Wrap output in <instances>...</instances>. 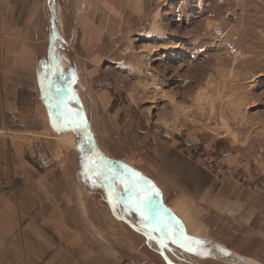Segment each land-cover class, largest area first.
Here are the masks:
<instances>
[{
    "label": "rangeland",
    "instance_id": "1",
    "mask_svg": "<svg viewBox=\"0 0 264 264\" xmlns=\"http://www.w3.org/2000/svg\"><path fill=\"white\" fill-rule=\"evenodd\" d=\"M42 1L44 15L30 35L41 43L42 100L27 94L25 111L11 126L0 127V194L13 191L20 200L30 195L21 169H89L82 198L90 200L94 219H107L110 243L124 246L127 264H242L200 258L177 246L201 241L202 249L217 250L206 239L208 228L200 239L183 233L170 212L166 176L158 166L167 148L185 151L204 143L221 158L217 169L231 171H222L225 179L215 176L196 153L192 159L217 184L255 186L264 202V0H153L139 15L122 14L121 0H56L50 48L55 111L62 121L92 133L116 173L99 161L88 137L54 117L50 0ZM67 130L82 141L70 142ZM236 171L249 180L253 174L261 178L247 185ZM128 195L141 205L152 239L137 237L125 209L119 211L123 199L133 203ZM108 199L115 211L106 209ZM118 215L126 221H118ZM244 222L229 225L233 233L220 228L221 240L247 260L264 264V204ZM169 228L179 236L174 245Z\"/></svg>",
    "mask_w": 264,
    "mask_h": 264
},
{
    "label": "crops",
    "instance_id": "2",
    "mask_svg": "<svg viewBox=\"0 0 264 264\" xmlns=\"http://www.w3.org/2000/svg\"><path fill=\"white\" fill-rule=\"evenodd\" d=\"M152 1L121 0L117 5L122 14L139 15L147 11ZM43 15L42 0H0V29L3 31L0 35L2 128L11 126V121L25 111L23 102L27 94L33 93L35 102L42 100L40 59L37 57L41 43L37 39L30 40V35L31 31L35 32V22L39 23ZM184 149L171 147L160 154L158 169L166 176L170 212L180 223L183 233L200 239L205 236L202 234L204 227L208 228L211 235L208 234L206 239L217 245L216 251L228 249L236 253L223 244L220 228L233 233L229 225L237 223L241 226L256 215L264 204L260 193L252 190L255 186L218 183L219 186L201 168L202 165L192 159L195 154L189 147ZM87 170H20L19 176L29 182L30 195L20 200L14 197L13 191L0 194V264H127L124 246L110 243L105 227L107 219L99 215L98 220L94 219L89 210L92 206L90 200L82 198ZM131 199L128 195L127 201L131 202ZM134 200L128 203L123 199L119 211L125 209L124 217L132 221V231L137 237L152 239L149 225L143 223L141 205ZM105 207L115 211L109 199ZM117 219L123 223L126 221L120 215ZM191 227L198 233L189 231ZM166 233L174 245L178 241V233L172 228ZM199 242H188L187 246H180L177 242V246L190 255L210 254L208 249H202L203 244Z\"/></svg>",
    "mask_w": 264,
    "mask_h": 264
},
{
    "label": "water",
    "instance_id": "3",
    "mask_svg": "<svg viewBox=\"0 0 264 264\" xmlns=\"http://www.w3.org/2000/svg\"><path fill=\"white\" fill-rule=\"evenodd\" d=\"M56 0H50V11H51V38L49 41V47H48V63H49V67H48V80H49V90H50V107L54 113V117L55 119L58 121V123L60 125H63V127H69L70 129L77 131L79 133H81L82 135H85L86 137L89 138V140L91 141V144L93 146V149L96 153L97 158L99 159V161H101L102 163H104L107 167H109V169H111L112 172H115L112 168V163L111 161L105 157L103 155V153L101 152V150L97 147L93 135L90 132H87V134H85V132L83 131V129H81V127H79L78 125L72 124V123H66L64 121H62L59 117V114L55 111V107H54V95H53V89H54V70L52 69V67L50 66V48L54 42L55 39V27L57 25L58 22V17H57V8H56ZM200 258H227L229 260H235L238 261L239 263L242 264H251L249 263V261L244 257L241 256L233 251H230L228 249H219L218 251H215L214 253H210V254H205V253H199V255H197Z\"/></svg>",
    "mask_w": 264,
    "mask_h": 264
},
{
    "label": "built area",
    "instance_id": "4",
    "mask_svg": "<svg viewBox=\"0 0 264 264\" xmlns=\"http://www.w3.org/2000/svg\"><path fill=\"white\" fill-rule=\"evenodd\" d=\"M192 148L193 149L189 150H192L194 154L198 153V159L201 165L204 168L208 169L211 173H214L215 176L224 178L222 171L226 172L227 174H231L230 169H217L219 167L218 164L221 158L215 154V150L209 148L206 144L201 142L197 146H194ZM235 176H239L240 180L242 182H245V184L247 185L253 184L257 182L259 178H261L260 174H256L254 175L252 180H249L246 179V177H244V175L240 171H236Z\"/></svg>",
    "mask_w": 264,
    "mask_h": 264
},
{
    "label": "bare ground",
    "instance_id": "5",
    "mask_svg": "<svg viewBox=\"0 0 264 264\" xmlns=\"http://www.w3.org/2000/svg\"><path fill=\"white\" fill-rule=\"evenodd\" d=\"M57 8V7H56ZM66 134H68V135H70L73 139H71L70 140V142H72V141H74V144H75V142L76 141H82L76 134H74V132L72 131L71 132V130H67V132H66ZM63 139V138H62ZM65 141H67V140H65ZM69 141H67V143H70ZM72 146H73V144L72 143H70ZM73 148L75 149V150H77L76 148H75V146H73ZM79 152V151H78ZM167 219V218H166ZM249 260V262L251 263V264H255V263H253V262H251L250 261V259H248Z\"/></svg>",
    "mask_w": 264,
    "mask_h": 264
},
{
    "label": "trees",
    "instance_id": "6",
    "mask_svg": "<svg viewBox=\"0 0 264 264\" xmlns=\"http://www.w3.org/2000/svg\"><path fill=\"white\" fill-rule=\"evenodd\" d=\"M29 162H31L33 165H34V167H36V168H38V165H35L31 160H29V159H27Z\"/></svg>",
    "mask_w": 264,
    "mask_h": 264
},
{
    "label": "snow or ice",
    "instance_id": "7",
    "mask_svg": "<svg viewBox=\"0 0 264 264\" xmlns=\"http://www.w3.org/2000/svg\"><path fill=\"white\" fill-rule=\"evenodd\" d=\"M135 175H137V176H138V174H135ZM151 187H153V186H150V188H151ZM196 243H200V242H199V241H197Z\"/></svg>",
    "mask_w": 264,
    "mask_h": 264
}]
</instances>
